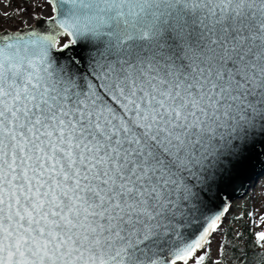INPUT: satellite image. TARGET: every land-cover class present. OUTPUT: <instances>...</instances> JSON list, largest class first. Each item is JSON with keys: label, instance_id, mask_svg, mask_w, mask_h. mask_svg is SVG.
Segmentation results:
<instances>
[{"label": "snow or ice", "instance_id": "1", "mask_svg": "<svg viewBox=\"0 0 264 264\" xmlns=\"http://www.w3.org/2000/svg\"><path fill=\"white\" fill-rule=\"evenodd\" d=\"M50 7L62 46L0 31V264H206L264 163V0Z\"/></svg>", "mask_w": 264, "mask_h": 264}, {"label": "trees", "instance_id": "2", "mask_svg": "<svg viewBox=\"0 0 264 264\" xmlns=\"http://www.w3.org/2000/svg\"><path fill=\"white\" fill-rule=\"evenodd\" d=\"M7 4L13 6L15 12H21L30 4V0H7ZM15 12L7 16L0 13V28L5 27L7 23L17 22ZM34 16L35 18L39 16L38 7ZM19 22L23 25L25 20L19 19ZM260 183L258 182L256 189L250 191L245 197L249 201L252 199V203L248 204L246 201V207L238 214H232L228 224L222 222L216 257L211 249L210 259L206 261V264L216 259L220 260V264H264V239L259 236L260 233H264L263 221H258L254 212L255 206L259 203L256 192L261 187ZM221 243L226 245L223 252L220 251Z\"/></svg>", "mask_w": 264, "mask_h": 264}, {"label": "rangeland", "instance_id": "3", "mask_svg": "<svg viewBox=\"0 0 264 264\" xmlns=\"http://www.w3.org/2000/svg\"><path fill=\"white\" fill-rule=\"evenodd\" d=\"M36 7L39 9V16H45L50 17L53 12L52 8L50 7V3L48 0H30V4L28 6H25L21 12H18L14 10V7L7 4V0H0V13L3 16L9 15V13H17L15 20L17 22H13L12 24L7 23L6 28L11 29H17L21 23L19 22V19L25 20L26 25H32L36 18L34 16V13L36 11ZM67 37L62 38V43L67 40ZM257 182H261L258 191L256 192L257 198L259 200V203L255 206L254 212L257 215L258 221H263L262 229L264 230V172L259 176ZM256 188H252L251 191L255 190ZM246 201H248V204L252 203V199L250 201L248 199L241 198L237 199L235 202H233L232 206L228 210L225 218L223 219V223H229V218L232 214H238L243 210L244 207H246ZM221 237V228L218 232L214 233L212 236L213 243L211 244V249L213 254L216 257L218 246H219V239Z\"/></svg>", "mask_w": 264, "mask_h": 264}, {"label": "water", "instance_id": "4", "mask_svg": "<svg viewBox=\"0 0 264 264\" xmlns=\"http://www.w3.org/2000/svg\"><path fill=\"white\" fill-rule=\"evenodd\" d=\"M48 1L50 3V0H48ZM50 17L40 16V18H42L44 23H42L39 26L38 30L45 32V33L51 32L53 34L60 32V34L57 36V40H58L57 46L58 47L62 46L64 43L69 42L72 39V37L68 36L66 33H63L62 30H59L54 23H51L49 21ZM36 27H37V20L35 21L34 25L25 26V27H22L20 29H30V28H36ZM9 31H11V30H9ZM63 37H68V39L65 40L63 44L60 45V41ZM263 172H264V163H256L254 168H252L245 176H243L240 181H237V183L232 188L226 189L224 192H222L220 194L221 199L217 200L215 202L213 212H219L224 207H227V209L229 210V208L232 206V203L234 201H236L237 199H241L244 196H246V194L249 192L250 188H252L256 185L259 176ZM227 212L222 217V220L226 216Z\"/></svg>", "mask_w": 264, "mask_h": 264}]
</instances>
